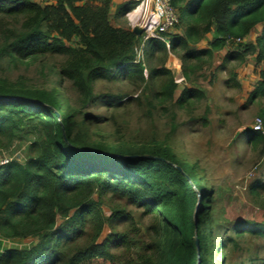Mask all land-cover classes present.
I'll list each match as a JSON object with an SVG mask.
<instances>
[{
	"label": "trees",
	"instance_id": "16d2710c",
	"mask_svg": "<svg viewBox=\"0 0 264 264\" xmlns=\"http://www.w3.org/2000/svg\"><path fill=\"white\" fill-rule=\"evenodd\" d=\"M170 4L178 22L166 35L169 49L148 40L143 61L133 63L140 38L110 21L112 10L115 23L126 19L132 0H54L49 5L0 0V72L37 64L40 76L37 84L0 76V151L29 143L23 161L0 166V238L31 240L28 248L3 251L0 264H216V239L225 220L211 208L213 189L198 165L179 159L166 141L91 142L82 130L84 123L100 120L84 114L88 106L103 100L116 107L127 98L96 96L97 80L119 78L140 86L158 78L153 98L171 101L177 85L164 68L168 53L180 59L187 80L225 50L219 68L253 57L259 80L249 100L264 101V0ZM213 32L216 37L207 40ZM204 40L207 47L201 49ZM55 59L60 63L51 64ZM62 81L77 94V107L67 104ZM203 97L185 88L176 104ZM258 116L262 132L250 129L244 136L264 148V109ZM250 190L260 198L264 185ZM132 208L152 218L146 233L136 228ZM231 227L237 237L264 240V223L238 221ZM225 245H220V264H226Z\"/></svg>",
	"mask_w": 264,
	"mask_h": 264
},
{
	"label": "rangeland",
	"instance_id": "374dc122",
	"mask_svg": "<svg viewBox=\"0 0 264 264\" xmlns=\"http://www.w3.org/2000/svg\"><path fill=\"white\" fill-rule=\"evenodd\" d=\"M132 1L135 5L129 12L138 5L137 1ZM110 21L113 26L120 25L130 30L127 18L115 23L110 13ZM199 48L205 49L206 41ZM225 53L226 50L221 52L220 59H215L209 65L204 64L189 80L183 77L180 59L168 53L164 68L169 70L177 88L172 100L164 104L153 98L159 92L158 78L152 84L140 86H133L119 78L97 80L94 83L96 96L125 94L127 98L116 107L107 106L103 100L88 106L84 114L100 120L96 124L93 121L84 123L82 130L91 135V142L166 141L179 159L198 165L200 176L213 189L211 208L225 220L216 239L219 247L215 263H221L220 245L226 243L223 249L226 264H264V240L237 237L231 227L238 221L264 223V192L258 198L250 190L252 186L264 185V148L249 144L244 136L259 120V111L264 109L263 100H249L259 80V69L254 66L251 57L245 63H227L219 68ZM50 62L57 64L60 60ZM38 72L39 65L35 64L28 69L20 66L12 72L2 71L0 76L8 77L13 82L25 77L37 84L40 79ZM56 78H50L54 90L58 88ZM144 78H147L146 70ZM62 84L67 104L77 107L78 97L70 83L62 81ZM185 88L198 90L204 97L178 106L176 101ZM82 119L83 116H78L77 122L82 123ZM28 144V141H19L11 148L0 151V161H23L27 156ZM132 211L136 228L146 233V227L153 222L152 218L142 216V211L137 208H132ZM227 238H231L228 243ZM30 243L31 240L13 241L12 244L0 240L3 249L28 248Z\"/></svg>",
	"mask_w": 264,
	"mask_h": 264
},
{
	"label": "built area",
	"instance_id": "2783aa9c",
	"mask_svg": "<svg viewBox=\"0 0 264 264\" xmlns=\"http://www.w3.org/2000/svg\"><path fill=\"white\" fill-rule=\"evenodd\" d=\"M47 5L54 0H39ZM138 5L131 12H128L126 18L129 29L139 32V43L134 48L133 63L143 61V50L148 40H159L165 44L167 50L169 43L167 34L173 31L177 24V14L171 7L170 0H135ZM236 42H239L236 40ZM176 83V82H175ZM253 131L262 132L260 120H257L253 127ZM9 159H2L0 166L9 162Z\"/></svg>",
	"mask_w": 264,
	"mask_h": 264
},
{
	"label": "crops",
	"instance_id": "0c3cea01",
	"mask_svg": "<svg viewBox=\"0 0 264 264\" xmlns=\"http://www.w3.org/2000/svg\"><path fill=\"white\" fill-rule=\"evenodd\" d=\"M122 0H113V2H114V4H119L120 2H121ZM111 13L113 14V10L111 11ZM216 37V35H215V33L213 32V33H211L209 36H207V40H212L213 38H215ZM253 39H254V35L253 36H251L248 40H251V41H253ZM207 40H204V41H206V47H207ZM247 40V41H248ZM204 41H202V42H204ZM201 42V43H202ZM201 43L199 44V45H201ZM199 47V46H198ZM252 59H253V57H251ZM253 64H254V60H253ZM255 66V65H254ZM0 240H2L1 238H0ZM3 241V240H2ZM6 243H10V244H12L13 243V241H5ZM14 242H16V241H14ZM2 247V245L0 246V248ZM8 249H11V248H1L0 249V254L3 252V251H5V250H8Z\"/></svg>",
	"mask_w": 264,
	"mask_h": 264
},
{
	"label": "water",
	"instance_id": "95a60500",
	"mask_svg": "<svg viewBox=\"0 0 264 264\" xmlns=\"http://www.w3.org/2000/svg\"><path fill=\"white\" fill-rule=\"evenodd\" d=\"M132 33H133L134 35H136V36H139V32H137V31H132ZM195 246H196V243H195Z\"/></svg>",
	"mask_w": 264,
	"mask_h": 264
}]
</instances>
